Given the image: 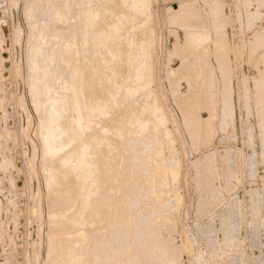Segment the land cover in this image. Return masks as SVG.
<instances>
[{
    "label": "rangeland",
    "instance_id": "374dc122",
    "mask_svg": "<svg viewBox=\"0 0 264 264\" xmlns=\"http://www.w3.org/2000/svg\"><path fill=\"white\" fill-rule=\"evenodd\" d=\"M142 4L112 37L96 33L116 17L104 0H0V264H264V0ZM85 11L97 20L86 28ZM128 35L134 48L150 41L152 76L135 98L155 111L147 128L116 125L108 152L93 144L91 209L81 212L79 198L60 215L41 140L49 104L70 94L71 66L89 80L91 63L120 52ZM116 108L81 138H96Z\"/></svg>",
    "mask_w": 264,
    "mask_h": 264
},
{
    "label": "bare ground",
    "instance_id": "6f19581e",
    "mask_svg": "<svg viewBox=\"0 0 264 264\" xmlns=\"http://www.w3.org/2000/svg\"><path fill=\"white\" fill-rule=\"evenodd\" d=\"M99 1L100 0H98V2ZM117 3H119L121 5L120 7H122L119 12H116V10H115V5ZM142 3H143V0H104V6L105 7H103V8L106 9V11H105V9H104V11L106 13L108 11L109 12L108 14H110V15H113V13H114L116 15V17H114L115 21L114 20L112 21L114 23H112V26L110 25L111 30L109 31V33H107V32L105 33V31L103 29H101L100 27L97 29V32L96 31L95 32L98 35H106L107 34V36H112V37L117 36V31L119 30V27L122 24H124V25L126 24L123 22H125L126 20L127 21H133L135 15L141 12V10L143 8ZM100 5L101 4H99V6ZM101 6H103V5H101ZM100 7H99V10H100ZM118 8H119V6H118ZM101 10H103V9H101ZM100 11H99V13H100ZM93 13L95 14L96 12L94 11ZM99 13H98V15H99ZM106 13H105V18H106ZM101 14H104V12H102ZM59 17H61L60 14H59ZM97 17H100V15ZM82 18H83V22H84V28H86V26L89 27L92 20L97 21V20H95V16L92 17V13H88L86 11L84 12V15ZM100 18L103 19V17H100ZM105 22H106V20H105ZM97 23L100 26L101 21L99 20ZM92 24H93V22H92ZM103 24H105V23H103ZM98 25H97V27H98ZM92 27H94V26H92ZM121 30H125V29H123V28L121 29V27H120V31ZM128 32L129 33L131 32L132 34L135 32H138L140 35H142L144 33V30L143 29L136 30V28H134V26L132 25L130 27V29L128 30ZM128 32L126 33V35L129 34ZM118 34H119V31H118ZM84 36H86L85 33H84ZM128 37H129V35L125 39L126 42L123 43L124 45L121 44V45H123V48L122 47L119 48V50L122 48L120 50V52L114 54L112 52V49H108V52L106 51L107 52L106 54L103 53L104 55H100L101 57L97 62L91 63V66H90L91 68L89 71V80H86V77H85L86 73H84L78 67L72 68V66H71V70H69V82H68V85H65V86H68V90L71 91L70 94L69 95L60 94L57 97L55 96L50 104L48 101V104L50 106H49V109L47 111V116H45V118H46L45 119V124H46L45 128L46 129L42 135L41 140H42V143L45 147L44 152L46 155V159H47V161L52 162L51 167H48L47 180L49 183L48 185L51 187L52 194L57 193L59 203L57 204L58 207H55V209L57 208L55 213H59L60 215H62L63 213L65 215V213H67L70 210V208L73 205H75V203L77 202V200H79V198H81V201L79 200V203H80L79 204L80 205L79 210L81 212L85 208H87V206L89 205V201L92 198L91 195H93V190H94V188L92 189V185L95 181V179H94L95 166L93 165L94 161H92V158H93L92 157L93 156L92 146H93V144L95 145L94 148L97 150L95 152H99V150H101V149H104V150H106V152H108V150L110 149V145H109L110 142L108 140H106L108 138V137L106 138V135L109 133H112L114 135L117 134L119 136V134H118L119 131H117V133L115 131V128L117 127L116 125H118L117 128H119L120 124H123V123L128 124L129 122H131L132 124L133 123H135V125L139 124L140 127L142 126L145 128L149 124V121H148L149 114H151L155 111V108L151 105L152 103H150V102L145 103V97L140 98V99L135 98V96L138 95L143 88L145 89V87H143V85H141V83H140V82H142L141 79L143 80L144 78L149 77L150 75L152 76V74H151L152 70L150 68V58L151 57H150V50L148 47L150 41L145 37V38L141 39L138 42L136 48H134V47H132V37L131 38L130 37L128 38ZM118 39H121L119 37V35L117 37V40ZM51 40H55V39H51ZM107 40H108V37H107ZM121 42H123V41H121ZM118 45H120V40L118 42ZM116 48H118V47H116ZM66 49H67V51H66V53L65 52L64 53L68 57L73 56L77 52V50L74 47V43L67 45ZM40 50H41L40 44L34 46L33 47L34 55H37L39 52H41ZM115 52H117V49L115 50ZM116 55L118 56L119 59L115 61L114 57H116ZM107 58H109V59H107ZM66 59H67V57H66ZM69 59H71V58H69ZM105 59H107V60H105ZM96 60H97V58H96ZM38 64H39V60H38ZM64 64H65V62H64ZM38 68L39 67H38L37 63L35 62V60L29 62V69L31 70V72L33 74L36 72V70ZM36 73H38V72H36ZM32 79H33V82L30 84V87H31L32 92L35 93V92L39 91V89L42 85H40V87H39L40 83H38V80H37L35 74L33 75ZM40 79H43V77L42 78L39 77V81H40ZM92 82H94L95 85H97V87L99 85L105 92L104 91L99 92V90H100L99 87H98L99 89L97 91V89L94 87V83H92ZM145 82L149 83L148 81H145ZM41 84H43V86H44V82ZM146 85H148V84H146ZM86 88L91 89V91L89 89H87L88 91L91 92V94H89V96H87V97H85L86 95L83 96L84 95L83 94L84 89H86ZM133 97L135 98V100H134V102H132V104L130 102L131 106L129 107V109H124L123 105L126 106V102L129 104L128 101ZM87 99H88V102H87ZM113 107H115V108L117 107L116 109H118V108H121V109H118V111H116L117 113L112 118H110V120L107 122L108 124L102 130H100V131L98 130L95 132L96 138H94L93 136L89 140H86L85 138H81V135L85 131L91 129V126H92L94 121H96V120L98 121V120L104 118L105 116H107L110 113V110L112 111ZM67 113H70L71 115L73 114L72 116H70L69 121L66 120V118H67L66 114ZM63 120L65 122H63ZM115 122H118V123H116L114 125ZM69 123L72 125V128H70V129L68 127ZM135 125H134V128H135ZM140 127L137 126L136 128H140ZM42 128L43 127H41V129ZM123 128L124 127H122L121 129H123ZM121 131H120V133H121ZM141 131L143 133V129ZM141 131H139V132H141ZM100 134L103 136H101ZM107 136H109V135H107ZM119 138H117V139L120 140ZM78 139H80V140H78ZM75 140H78V142H76ZM121 140H122V138H121ZM121 140L118 142L120 143ZM107 141L109 143H107ZM112 146H113V142H112ZM114 148H115V146H114ZM95 157H97V156H95ZM105 157H109V156H105ZM55 159H57V161H59V163L57 165L55 164V162H56ZM47 161H45V162H47ZM97 163H98V161L97 162L95 161V164L99 165V163L98 164ZM97 172L98 171H96V175L98 174ZM53 175L54 176L56 175V177L54 178ZM98 184H99V179H98ZM98 184L96 185V187H99V189H101V187L98 186ZM140 185H141V182H140ZM127 190H128V188H127ZM131 190H132V188H131ZM143 190H144V188H143ZM97 192H98V190H97ZM129 192H130V190H129ZM90 196H91V198H90ZM58 199H57V201H58ZM94 200H96V198L93 199V201ZM92 204L94 205V203H92ZM117 205H119V204H117ZM91 207H93V206H91ZM89 209H91V208H89ZM84 212H86V210ZM61 235H63V234H61ZM68 237H69V239L70 238L72 239V236H68ZM65 238H67V237H65ZM69 242L70 241L68 240V243ZM65 243L66 242H64V243L62 242L60 244L62 245ZM67 245L65 244L66 247L64 245L63 246L67 249L69 247V246L67 247ZM74 246L76 247V245H74ZM61 248L62 247L60 246V249ZM144 248H146V247H144ZM66 249H65V251H66ZM68 249H70V247ZM72 249H74L73 251H75V252H76V250H78V248L76 250H75V248H72ZM62 250L63 249H61L60 251H62ZM65 251L63 250L62 253H66ZM70 251H69V253H71ZM73 251H72V253H73ZM52 253H53V251H52ZM55 253L57 254V252H55ZM55 253H54V255H55ZM79 253H76V254L79 255ZM147 254H148V252H147ZM150 254H152V253H150ZM67 255H69L68 252H67ZM71 256H74L73 257V261H74V258L76 259L75 255H71ZM71 256H69V257L72 260ZM80 257H82L81 254H80ZM74 263H76V261ZM80 263H82V261Z\"/></svg>",
    "mask_w": 264,
    "mask_h": 264
}]
</instances>
